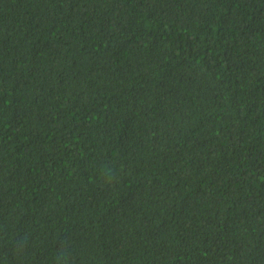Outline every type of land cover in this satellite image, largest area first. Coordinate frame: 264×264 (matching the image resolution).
Returning <instances> with one entry per match:
<instances>
[{"label": "trees", "instance_id": "1", "mask_svg": "<svg viewBox=\"0 0 264 264\" xmlns=\"http://www.w3.org/2000/svg\"><path fill=\"white\" fill-rule=\"evenodd\" d=\"M0 264H264V0H0Z\"/></svg>", "mask_w": 264, "mask_h": 264}]
</instances>
